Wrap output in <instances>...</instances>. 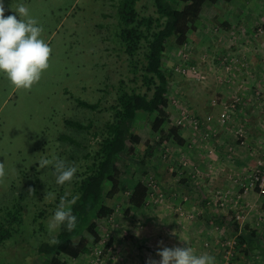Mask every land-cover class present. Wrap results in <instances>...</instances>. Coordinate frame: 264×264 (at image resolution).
Listing matches in <instances>:
<instances>
[{"label": "rangeland", "instance_id": "rangeland-1", "mask_svg": "<svg viewBox=\"0 0 264 264\" xmlns=\"http://www.w3.org/2000/svg\"><path fill=\"white\" fill-rule=\"evenodd\" d=\"M4 3L5 16L15 14L10 7L11 5L15 9L20 3L25 4L31 15L43 25V39L50 44L53 51L49 69L43 73L41 80L30 90H17L5 76L0 75V163L7 162L8 170V175L0 179L1 236L5 235V228L16 230L12 240L6 245L5 242L0 244V264H45V258L38 255L31 256L33 250L26 248L35 247L58 233L59 229L49 234L47 225L52 217V212L55 210V205L61 197L59 193L64 191L63 188L66 191L71 189L73 181L70 185H57L54 170L52 168L40 170L38 169V163L35 162L41 159L42 156H49L54 153L63 158L68 164L77 166L78 159L90 151L89 147L98 145L101 139L100 133H103L106 123L112 120L113 113L110 107L117 103L120 88L146 90L143 87L141 77L144 54L140 52L136 58V62L140 66L137 72L120 42L119 0H4ZM182 7L183 5L180 4L179 8ZM137 9L142 17L157 15L154 0H140ZM17 18L19 19V17ZM260 23L256 26L257 28L252 29V32L246 26H241V33H252L256 38L264 37V34H259L257 30L259 27L264 26V22ZM222 30V27L218 26L213 29L218 40L226 43L232 41V35ZM174 43L172 42L171 46L168 47L169 49L176 47V49L171 56L170 54L167 56L165 70L174 76L170 82L174 81L178 84V87L175 88L176 91L187 89L184 84L193 87L192 91L198 90V87L206 91L207 88L203 89L201 86L210 88L212 86L211 81H214L223 89L228 87L232 91H240V86L244 84L242 82L244 80L240 78L239 82L236 83L237 78H231V75H234L238 68L249 71L248 60L242 46H236L235 51L225 55L221 54L218 60L213 58L210 59V62L208 61L209 56L204 54L201 58L204 64H201L202 62L195 57V48L188 42L193 53V60L198 64L200 62L201 71L205 76V80L200 82L173 73V69L184 53L183 47L174 45ZM236 55L240 57L239 62L232 64L234 71L230 74L227 70L228 63L223 62V59ZM241 63L246 66L243 67ZM208 72L214 75L211 76ZM174 78L177 81L173 80ZM123 82L124 84H122ZM180 84H183L184 87ZM259 86L260 83L253 78L244 85L242 91L247 87L252 89L254 99L263 102L264 90L260 99L255 95ZM172 98H178L188 106L181 97ZM78 101L91 104L98 103L99 108L92 111L80 106ZM189 110L192 113L190 108ZM261 110L262 112H259V115L264 119L263 104ZM168 112L170 114L175 113V108L170 105V100ZM192 115L195 116L193 113ZM152 120V117L150 118L144 113L138 115L134 130L141 136L142 142L135 148L134 153H128L118 161L122 185H124L123 181L127 178L130 179L132 184V188L127 191H131L140 180L146 181L154 178L161 189L167 193L162 186V182L167 180V167L168 173L174 175L177 181H181L184 177V174L179 175V172L181 173V157L186 156V153H183L180 157L178 156L179 160L174 159L173 140L170 134L172 127H174L173 123H167L163 132L155 133L151 127ZM70 123H82L92 127L88 130H79ZM256 139L258 138L254 137V139L249 140L250 148H243L251 153L252 150H255V155L260 161L263 159L264 153L258 143L263 142L264 137L259 140ZM166 148L167 160L164 158ZM83 161L81 159L79 162L83 163ZM205 164V168L193 167L189 164L186 173H192L195 169H198L200 173L201 178L190 177L194 183L207 185V183L210 184L211 181L217 179L216 168L215 179L211 180L209 177V164L215 167L212 159L208 157ZM172 167L177 171L176 173L170 172ZM127 185L125 183L124 186L127 187ZM47 192L53 193L55 199L51 197L45 199ZM207 192L210 198L215 190ZM170 199L179 200V202L171 205V202L169 203ZM128 200L129 196H127L126 191L120 193L118 202L113 207V216L110 219L101 220L100 223L113 225L114 228L130 235L129 233L137 227L136 224L141 220L140 218L137 219L136 214L131 213V209L126 204ZM189 204L190 206H188ZM159 207L170 209L177 219L183 222L198 221L203 214L201 209L194 206L189 196L180 195L178 191L172 192L170 196L167 194L166 206L142 208L149 210L152 208L158 209ZM217 207L221 211L230 212L232 219L238 222L235 216L237 211L224 209L219 205ZM43 210L47 211L44 212V218L36 223L34 220ZM263 211L264 208L261 209L259 215ZM249 212H247L246 217H248ZM116 217L127 220L129 217H136L133 221L135 227L130 230L121 226L115 222ZM246 221L247 218L243 223H238L244 226ZM212 226L214 227V225ZM255 228L264 234V226L258 227L255 224ZM170 230L167 229V232L169 233ZM222 230L217 226L213 228L214 232L224 234V232H221ZM99 232L102 238L101 243L91 245L88 253H85L77 261L68 260V264L96 263L97 253L102 252L103 254L106 245L109 243L107 233L103 231L101 226H99ZM231 239L238 241L232 262L234 264L242 239L236 236H227L217 241L220 245L219 249L221 250L223 264V243ZM104 241H106L105 244ZM207 246H209L208 243ZM85 258L86 262L83 261ZM101 259L103 260V255Z\"/></svg>", "mask_w": 264, "mask_h": 264}, {"label": "crops", "instance_id": "crops-1", "mask_svg": "<svg viewBox=\"0 0 264 264\" xmlns=\"http://www.w3.org/2000/svg\"><path fill=\"white\" fill-rule=\"evenodd\" d=\"M260 22H264V0L207 3L203 7L201 18L195 30L189 35L188 42L195 48V57L201 62L204 54L209 56L208 61L210 62V59L218 60L221 54L225 55L235 51L236 46H242L248 60L249 71L238 68L234 75H231V78H237L236 83L239 82L240 78L244 81L248 79L247 82L254 78L263 86L264 37L256 38L252 33L243 34L240 29L241 26H246L252 32V29L261 24ZM217 26L222 27V31L230 33L233 40L229 43L220 42L213 32ZM172 42L168 43L167 48L171 46ZM175 49L176 47H172V49L166 50L163 58L164 69L167 66V56L169 54L171 56ZM234 57L240 58L237 55ZM217 63L219 62L217 61ZM170 75V80H172L174 76ZM209 75L211 74L209 73ZM173 80L177 81L175 78ZM244 81L242 82L245 85L246 82ZM189 83L193 85V83ZM211 83L210 88L201 86L203 89L207 88L206 91L201 90L200 87L198 90L192 91L193 87H188L189 84H184L187 86L184 91H176L175 88L178 87V84L169 81L167 96L169 100L172 97H181L201 122V128L198 132L189 127L178 131L182 142L175 141L171 136L174 159L179 160L178 156L186 153L191 166L205 168V163L209 157L212 159L218 174L217 179L211 181L210 184L203 185L194 183L190 179L189 173H186L181 181H177L174 175L168 173L167 167V180L162 182V186L169 196L174 191H178L180 195L189 196L194 206L203 211L201 218L192 223L183 222L165 207L133 210L127 201L126 204L131 209H129L131 213L136 214L137 219L140 218L141 221L136 224L137 227L133 228V231L129 233L130 235L114 228L113 225L100 223L103 231L107 233L108 241H111L110 248L103 251L102 264H148L149 260H160L157 252L163 247L186 246L193 247L197 254L208 253L216 258V264H223L220 245L217 241L227 236H236L242 239L234 264H264V234L255 228V224L258 223V215L264 208V199L259 198L256 193L249 195L248 199L251 201H248L255 204L256 207L254 206L249 212L247 221L242 226L232 219L230 212L224 210L223 212L216 204L212 203L207 192L210 190H236L237 186L232 178L237 179L245 170L254 168L258 164L257 156H253L251 152L239 146L235 141L233 131L234 124L240 123L248 129L249 139L255 137L258 138L256 140H259L264 137V119L259 115V112H262L261 107L262 104L264 105V99L263 102L255 100L252 95L253 90L248 88L250 86L244 91H232L228 87L224 89L219 87L214 81ZM233 93H238L244 97L236 112L235 123L233 124V121L226 127H219L217 126V119L222 115L223 109L219 105L212 107L211 104L213 100L228 99ZM193 143H197L196 145L199 144V146L190 150ZM211 148L215 150V154L210 157L208 150ZM173 162L176 163L175 160ZM123 182L124 185L125 183L128 185L127 187L122 185V192L132 188L130 179L127 178ZM118 197L120 194L109 199L106 203L107 206L113 208L114 204L118 202ZM178 202L179 200H169L171 205ZM135 218L129 217L127 220L116 217L115 222L131 230L132 227H135V223H133ZM194 223L196 224L192 227ZM212 225L222 228L224 231L221 232L224 234L214 232ZM165 227L171 229L169 233L167 229L164 230ZM83 261L86 262V258Z\"/></svg>", "mask_w": 264, "mask_h": 264}, {"label": "trees", "instance_id": "trees-1", "mask_svg": "<svg viewBox=\"0 0 264 264\" xmlns=\"http://www.w3.org/2000/svg\"><path fill=\"white\" fill-rule=\"evenodd\" d=\"M139 1L119 0V38L124 52L137 72L140 66L136 58L143 52L141 77L146 90L120 88L117 103L110 107L112 120L106 123L103 133H100L98 145L89 147L90 151L78 159V178L73 180L71 189L66 191L63 188L64 191L59 193L61 197L65 192L79 196L77 204L73 206V212L77 216L75 229L69 232L62 226L54 236L57 243L50 242L52 237L35 247L26 248L33 250L31 256L45 258V264H68V260H77L88 253L91 245L101 243L100 221L110 219L114 214V209L107 206V200L123 191L118 161L128 153H134L135 148L142 142L141 136L134 130L138 115L144 113L153 118L151 127L155 133L163 132L164 126L170 121L167 96L171 75L163 67L168 43L174 41L177 46L182 47L188 42L190 33L195 30L201 18L205 4L231 3L233 0H154L157 15L146 17L140 16L138 12ZM180 4L183 5L182 8H179ZM78 103L92 111L99 108L98 103ZM70 124L79 130L92 127L82 123ZM178 131V128L173 127L171 136L175 141L182 142ZM81 159L84 160L83 163L79 162ZM147 197L148 188L140 180L131 190L129 206L141 209ZM44 212L47 211L43 210L36 217V223L44 218ZM15 233L16 230L5 228V235L1 236L0 230V244L5 242L6 245ZM110 246L111 241L106 245V249Z\"/></svg>", "mask_w": 264, "mask_h": 264}, {"label": "clouds", "instance_id": "clouds-1", "mask_svg": "<svg viewBox=\"0 0 264 264\" xmlns=\"http://www.w3.org/2000/svg\"><path fill=\"white\" fill-rule=\"evenodd\" d=\"M10 7L15 14L5 16V3L4 0H0V75L5 76L15 89L30 90L49 69L53 50L43 39V25L31 15L29 8L23 3L15 9L12 5ZM35 163H38L40 170L52 168L57 185H70L78 178V167L75 164H68L57 154L42 156ZM6 175L7 162L0 163V179ZM49 197L55 199L53 193L47 192L45 199ZM78 200L79 196L71 195L69 192L60 197L59 204L47 225L49 234L62 226L69 232L75 229L77 216L73 212V206ZM50 242L55 244L57 240L53 237ZM157 255L160 260H149L148 264H216L214 256L208 253L197 254L191 246L163 247Z\"/></svg>", "mask_w": 264, "mask_h": 264}, {"label": "built area", "instance_id": "built-area-1", "mask_svg": "<svg viewBox=\"0 0 264 264\" xmlns=\"http://www.w3.org/2000/svg\"><path fill=\"white\" fill-rule=\"evenodd\" d=\"M257 30L259 34H264V26L259 27ZM182 47L184 53L180 57L179 63H177L176 67L173 69V73L180 75L184 78H190L192 81L198 80L200 82H203V80H205V76L201 71L200 65L193 60V53L188 45V42ZM223 62L228 63L227 70L228 72H230V74H232L234 71L232 64H234V62L238 63L239 59L237 57H225L223 59ZM241 65L243 67L246 66L243 63H241ZM247 80L248 79H245L246 83H248ZM243 87L244 84L243 86H240V91H242ZM263 90L264 85H260L256 89L255 95L258 99L262 97ZM242 100L243 96L238 93H233L231 97L227 100H213L211 104L212 107H217L219 105L223 109L222 115H220V117L217 119V126L226 127L234 121L235 111L237 110L238 106L242 103ZM170 105L175 108V113L170 114L169 112V123L172 122L175 128L184 129L186 127H189L195 132L200 131V120L192 115L186 104L182 103L178 98H172L170 99ZM234 123L235 121L233 122V124ZM234 126L235 127L233 131V136L235 138V141L241 147L250 148L251 144L249 141L250 139L248 129L240 123H235ZM196 144L197 143L191 144V148L199 146V144ZM258 146L262 148L264 153V141L258 143ZM208 154L209 156L214 155L215 150L213 148L209 149ZM251 154L254 156L256 154V151L252 150ZM164 158L167 160V148ZM189 164L190 160L188 159L187 155L182 156L180 165L181 173L179 172V175H185ZM208 171L210 172V179H215L216 171L215 167L212 164H209ZM170 172L176 173L177 171L172 167L170 168ZM189 174L192 178H201L198 169H195L192 173ZM232 180L237 186L236 190H215V192L212 194V197H210V200L212 203L219 205L221 208L228 209L231 211L233 210L234 212L237 211V214L235 215L236 220L240 223H243L247 218V212L251 211L254 206L256 207L255 204H252L248 201L249 195L252 193H257L259 198L264 199V157L258 162V164L254 168L245 170L240 177H238L237 179L232 178ZM142 183L148 188V197L145 201L143 208L150 206L167 205V193L161 189L158 182L154 178L147 179L146 181L142 180ZM130 195L131 191H128L127 196ZM256 224L258 227L264 226V211L262 214L259 215V220ZM105 243L106 241H104V244ZM237 246L238 241L236 239L226 240L223 243L224 264H232ZM97 254L98 258L95 264H102V252H99Z\"/></svg>", "mask_w": 264, "mask_h": 264}]
</instances>
